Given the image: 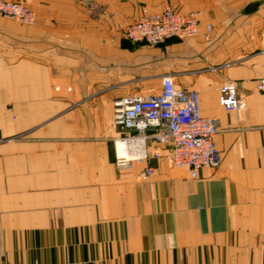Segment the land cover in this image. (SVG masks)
I'll return each mask as SVG.
<instances>
[{"label":"crops","instance_id":"obj_1","mask_svg":"<svg viewBox=\"0 0 264 264\" xmlns=\"http://www.w3.org/2000/svg\"><path fill=\"white\" fill-rule=\"evenodd\" d=\"M22 1L36 23L0 15V264H264V0ZM169 4L196 13L197 36L124 37ZM166 74L233 127L197 178L156 143L151 177L116 165L114 99ZM228 80L245 112L221 105Z\"/></svg>","mask_w":264,"mask_h":264},{"label":"built area","instance_id":"obj_2","mask_svg":"<svg viewBox=\"0 0 264 264\" xmlns=\"http://www.w3.org/2000/svg\"><path fill=\"white\" fill-rule=\"evenodd\" d=\"M0 15L21 24L36 23V13L22 0H0ZM205 30L206 39H210L212 26L206 25ZM199 33L195 12H183L169 4L161 11L143 9L123 35L133 43L158 45L168 38H190ZM256 89L264 94V75L257 80ZM220 103L227 111L247 110V101L234 81L221 85ZM113 107L114 123L124 131L115 139L116 165L123 169L133 161L144 162L143 178L154 175L153 161L163 156L160 148L151 149L149 143L169 147L167 158L171 164L189 169L192 177L197 178L202 169L220 165L215 137L233 129H224L218 118L203 115L198 91L176 86L172 74L164 75L159 90L117 97Z\"/></svg>","mask_w":264,"mask_h":264}]
</instances>
